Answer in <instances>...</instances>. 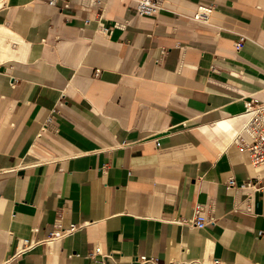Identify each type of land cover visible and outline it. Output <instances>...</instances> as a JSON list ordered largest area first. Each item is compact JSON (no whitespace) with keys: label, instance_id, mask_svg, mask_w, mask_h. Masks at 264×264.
Wrapping results in <instances>:
<instances>
[{"label":"crops","instance_id":"1","mask_svg":"<svg viewBox=\"0 0 264 264\" xmlns=\"http://www.w3.org/2000/svg\"><path fill=\"white\" fill-rule=\"evenodd\" d=\"M49 1L0 0V264H264V0Z\"/></svg>","mask_w":264,"mask_h":264},{"label":"built area","instance_id":"2","mask_svg":"<svg viewBox=\"0 0 264 264\" xmlns=\"http://www.w3.org/2000/svg\"><path fill=\"white\" fill-rule=\"evenodd\" d=\"M54 0H50L49 3H53ZM135 12L138 16H155L160 8L162 0H135ZM211 8L200 6L197 8L193 19L199 22H207L209 20ZM240 42L236 43V48H239ZM246 114L245 120L242 123L241 128L235 132L232 137V143L239 149L246 151L249 157V163L254 166L264 165V102L248 101L246 103ZM243 114V115H244ZM50 121V117L46 120V123ZM244 132L248 139L241 136ZM227 185L233 187L235 182L233 178H230ZM241 187H251L254 191L264 190V182H260L258 179L248 178ZM250 201V197L248 199ZM180 224H187L195 228H203L207 225L215 224L216 219L208 215L204 206L196 204L193 208L192 214L189 218H179L177 220ZM87 222L80 224H75L69 226L67 229H61L54 232L55 237H61L68 234H72L74 231L83 228ZM31 246L21 245L18 254L25 252L30 249ZM100 246L96 245L94 247L93 254L100 253ZM137 262L145 261L144 257L136 258ZM99 264H105L101 262Z\"/></svg>","mask_w":264,"mask_h":264},{"label":"bare ground","instance_id":"3","mask_svg":"<svg viewBox=\"0 0 264 264\" xmlns=\"http://www.w3.org/2000/svg\"><path fill=\"white\" fill-rule=\"evenodd\" d=\"M245 116H246V114H245ZM245 116H244V117H245Z\"/></svg>","mask_w":264,"mask_h":264}]
</instances>
